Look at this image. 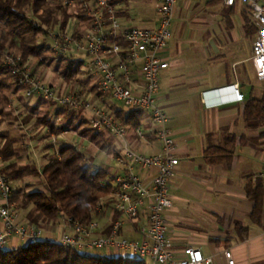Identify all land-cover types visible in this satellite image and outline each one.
I'll use <instances>...</instances> for the list:
<instances>
[{
  "label": "crops",
  "instance_id": "crops-1",
  "mask_svg": "<svg viewBox=\"0 0 264 264\" xmlns=\"http://www.w3.org/2000/svg\"><path fill=\"white\" fill-rule=\"evenodd\" d=\"M158 1L155 0V9ZM116 8L125 27L153 29L157 26V13L154 19L136 21L125 0H116ZM75 25L79 30L85 27ZM172 34L168 47L161 53L169 67L161 74L157 96L159 105L169 116L180 161L170 180L172 207L164 213L169 224L168 240L177 255L192 247L200 249L205 256H212L215 264H228L223 251L230 250L235 264H264V192L255 215L256 203L248 196V189H256L260 183L264 128L248 129L244 122L246 104L260 98L264 92V81L256 79L252 63L257 29L241 4L229 7L220 0H178ZM67 60L80 65L79 74L72 81L66 80L62 73L58 76L54 69L42 63L34 71L61 94H79L84 99L93 95V104L111 113L126 128L128 143L134 150L147 156L161 151L149 113L128 109L109 95L98 92L101 77L84 55L73 54ZM142 83L140 70L136 68L133 86L139 89ZM237 84L244 94L241 103L236 102L234 96L233 86ZM13 87H5L8 91L13 89L7 107L16 114L25 112L23 118L33 130L37 140L34 152H37L42 141L48 140L49 133L48 129L39 132L34 126L37 118L31 109L38 98L28 99L22 87ZM58 108L43 101L37 113L54 115ZM85 117L89 123L90 114L85 112ZM138 130L142 136L138 135ZM70 134L65 132L64 136L57 137L63 139ZM15 138L17 135L8 137L0 133V150L7 145V140ZM82 138L89 141L90 147L80 152L91 164L106 170L109 177L119 173L112 161L120 146L115 137H109L100 147L87 137ZM4 166L0 155V169ZM137 172L145 181L155 175L154 171ZM105 208L94 216L100 226L97 236H108L113 222L125 220ZM145 210L147 213V208ZM146 215L141 216L135 226L125 222L120 237L139 240L136 230L147 224ZM2 227L0 221V229ZM46 235L58 237V227L54 226L51 233L46 231ZM25 245L13 239L9 249ZM103 251L107 252L101 255L105 257H129L119 251Z\"/></svg>",
  "mask_w": 264,
  "mask_h": 264
},
{
  "label": "built area",
  "instance_id": "built-area-1",
  "mask_svg": "<svg viewBox=\"0 0 264 264\" xmlns=\"http://www.w3.org/2000/svg\"><path fill=\"white\" fill-rule=\"evenodd\" d=\"M62 8L80 5L79 15L85 19H74L85 27L76 35V25L70 24L47 27L34 23L47 41V47L61 57L82 54L87 57L93 69L100 75L98 92L109 95L124 107L149 113L151 123L161 142V151L147 156L131 148L126 128L118 123L111 113L93 104V95L84 99L79 94H61L45 82L39 80L23 65L20 58L9 50L1 54V62L9 74L23 88L28 99L42 98L55 106L73 112L90 114V126L97 132L107 131L119 143L118 152L112 161L119 173L111 177L114 192L97 203L96 213L107 207L125 220L113 222L108 236H97L100 226L96 220L84 224L66 216L58 215L55 226L59 228L58 237H48L46 230L29 224L12 203L16 192L10 179L0 172V250H8L13 239L33 245L53 243L77 251L82 255L92 254L104 249L128 254V258L143 260L146 264H215L212 256H205L200 249L187 248L177 255L168 240L169 224L164 213L172 207L170 180L180 161L170 119L159 105L161 74L169 63L161 57L173 38L172 25L175 19L178 0H159L156 6L157 26L153 29L125 27L117 16L116 0H57ZM225 6L241 4L253 20L257 37L253 43L252 63L255 77L264 81V0H220ZM138 68L143 80L139 89L133 86V73ZM235 100L244 101L239 85L233 86ZM56 118V124L61 122ZM65 132L59 136H64ZM138 135L142 133L138 130ZM51 142L56 149L58 137L52 135ZM58 155V150H57ZM137 171H154L152 179L143 180ZM258 180L264 184V166ZM147 208V213L145 212ZM95 213V214H96ZM146 215L147 224L136 230L139 240L120 237L125 222L135 226L140 217ZM223 256L228 264H235L230 250Z\"/></svg>",
  "mask_w": 264,
  "mask_h": 264
},
{
  "label": "trees",
  "instance_id": "trees-1",
  "mask_svg": "<svg viewBox=\"0 0 264 264\" xmlns=\"http://www.w3.org/2000/svg\"><path fill=\"white\" fill-rule=\"evenodd\" d=\"M79 11L80 5L62 8L57 0H0V103L4 96V85L19 86L1 62L2 52L10 49L23 59L39 58L47 54L51 50L47 47L46 40L39 43L42 33L34 23L65 28L77 18L85 22ZM74 32L79 35V29H74ZM60 59L66 61L62 69L63 76L68 81L74 80L79 74L80 65L65 57ZM43 101L48 102L38 98L35 107L31 109L37 118L34 126L39 132L48 129L49 133L55 136L63 132L76 133L81 137H87L98 147L103 146L111 137L107 131L97 132L88 127L85 112H73L59 107L54 115L46 113L40 117L37 108ZM57 117L63 120L58 126L55 124ZM244 122L248 129L264 128V92L260 98H253L246 104ZM261 137L264 138V131ZM7 141V145L0 150L5 164L0 172L8 176L12 182L22 183L30 176L40 181L39 190L31 184H24L15 192L12 199L22 218L29 224L44 228L55 223L60 213L87 224L94 219L98 201L109 197L115 190L108 172L89 163L87 157L71 144L61 143L58 156L55 154L50 157L48 164L40 171L36 164L19 165L25 150L15 145L20 143L18 140ZM263 192L261 181L256 189H248V196L256 203L254 215L259 210ZM0 264L146 263L139 259L82 255L75 250L45 242L13 250H0Z\"/></svg>",
  "mask_w": 264,
  "mask_h": 264
},
{
  "label": "rangeland",
  "instance_id": "rangeland-1",
  "mask_svg": "<svg viewBox=\"0 0 264 264\" xmlns=\"http://www.w3.org/2000/svg\"><path fill=\"white\" fill-rule=\"evenodd\" d=\"M125 3H126L127 8L129 9V11L132 14V18L135 19L136 21H143V20L146 21V20L155 18V15H156L155 0H125ZM72 25H75L74 20H72V22L70 23V28L72 27ZM143 28H145V27H143ZM44 40H46V39H45L44 35L41 34L40 38H39V43H42V41H44ZM6 50H9L13 56L20 58L23 65H25L27 67V69L29 71H31L34 76L37 75L35 73L34 69L36 67L38 68L40 63L50 67L52 70L54 69L56 72L55 74H57L58 76H60V74L62 73V69L65 65L64 62L61 61V59L57 60V55L54 54V52H52V51H49L47 54H44L45 56L42 55L39 58L23 59L20 56L15 55V53L12 52L10 49H6ZM36 77L39 80H41L38 75ZM13 86H14L13 84L4 85V87H8L7 89H9V87H13ZM10 91H13V89H11L9 91L5 89L4 90V96H2L3 99L1 98L2 102L0 103V112H1V114H0V133L7 134L8 137H10L11 135H17L18 138H15V140H18L20 143L15 144V145L21 147V149L24 148V150H25L23 152V156H22L23 158H21V160H19V165H24L25 163H29L30 165L36 164L40 170L41 167L48 164L50 157L54 156L55 154L57 155V153H56L57 150L59 151L61 143H64V142L73 145L74 147L77 148L78 151H80V150L86 151L87 148L90 147L89 141L84 140L80 135L71 132L72 134L63 138L64 140L62 138H58L59 143L56 147L57 150H55V148H53V145L51 142L52 134L48 133L47 134L48 140L45 139V142L42 141L43 144H40V146H39L40 150L37 152H34L37 150L36 145H35L37 140L34 139L32 128H30V126H27L29 121L24 120V118H23L24 117L23 113H25V112L16 114L15 110H11V109H9V107H7L10 105V101L8 99ZM32 99H35V98H32ZM5 105H6V107H5ZM38 115L40 117L44 116V115L42 116L41 114H38ZM16 122H18V123H16ZM60 123H63V120H61ZM89 127H91L90 122H89ZM8 139H10V138H8ZM49 144H50V146H48ZM14 147H16V146H14ZM21 149H20V152H22ZM29 150L31 152H29ZM28 155H31L30 159H28ZM26 159H28V160H26ZM89 163H90V161H89ZM10 181L12 182L11 179H10ZM12 184L15 187L16 191L19 188L23 187L24 184H31V185H33L32 187H34L38 190L41 188L39 179L31 177V176L26 177L25 181L22 183L12 182ZM14 206L17 208V206L15 204H14ZM54 226H55L54 224H51L49 226L44 227L43 229H45L46 231L49 230V233H51L53 231ZM58 230H59V228H58ZM106 253H107L106 251H103V252L101 251V252H96L94 254L97 256H101L103 254L106 255Z\"/></svg>",
  "mask_w": 264,
  "mask_h": 264
}]
</instances>
